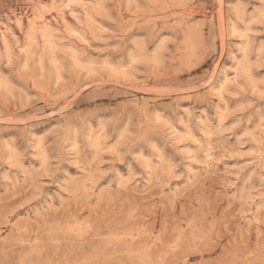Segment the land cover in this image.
<instances>
[{
  "label": "rangeland",
  "instance_id": "obj_1",
  "mask_svg": "<svg viewBox=\"0 0 264 264\" xmlns=\"http://www.w3.org/2000/svg\"><path fill=\"white\" fill-rule=\"evenodd\" d=\"M0 264H264V0H0Z\"/></svg>",
  "mask_w": 264,
  "mask_h": 264
},
{
  "label": "bare ground",
  "instance_id": "obj_2",
  "mask_svg": "<svg viewBox=\"0 0 264 264\" xmlns=\"http://www.w3.org/2000/svg\"><path fill=\"white\" fill-rule=\"evenodd\" d=\"M51 235V234H50ZM56 235V234H55ZM54 238V237H53ZM37 245V244H36ZM53 245V244H52ZM37 247V246H36ZM37 251V250H36ZM39 252V251H38ZM24 258H25V256H24Z\"/></svg>",
  "mask_w": 264,
  "mask_h": 264
}]
</instances>
